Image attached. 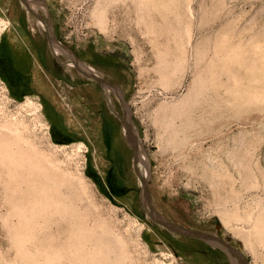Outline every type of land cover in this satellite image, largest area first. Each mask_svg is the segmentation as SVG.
<instances>
[{
	"label": "rangeland",
	"instance_id": "1",
	"mask_svg": "<svg viewBox=\"0 0 264 264\" xmlns=\"http://www.w3.org/2000/svg\"><path fill=\"white\" fill-rule=\"evenodd\" d=\"M32 6L35 13L28 10ZM14 7L20 17H28L35 31H48L46 34L54 41L55 88L66 92L68 115L56 105L63 117L56 112L48 116L39 100L17 92L14 85L19 80L11 81L2 70L0 138L11 139L12 150L17 148L15 142L19 144L22 157L28 151L35 164L44 159L49 168L46 170L42 163L39 170L52 171L59 181L67 183L61 182L64 188L56 185V192L60 190L59 198L67 200L66 204L63 200L64 205L77 209L76 212L79 209L82 213L78 214L82 215L77 217L73 210L64 216L63 208L64 215L58 217L64 223L47 208L52 216L46 211L37 213L45 214L43 220L36 214L30 218L27 210L21 214H25L24 218H17L14 207L22 204L18 205L22 192H28L21 180L23 185L17 182L20 193L13 191L18 188L13 176L19 180L29 174L32 179L35 174L24 165L27 171L17 172L23 167H15L13 175L15 169L0 162V264H79L70 256L62 229L70 215L83 223L89 243H83L84 253L94 250L95 245L105 248V259L100 254L102 257L99 255L94 262L235 264L216 243L173 233L154 222L140 198L138 174L147 180L151 206L165 220L190 230L217 234L245 264H264V240L252 230L255 216L264 210V0H15ZM12 13L0 14V43L9 32L10 17L15 15ZM36 20L44 24L45 32L36 26ZM161 27H165L164 31ZM175 27L177 30L173 31ZM177 48L186 49L182 61ZM49 53L52 54L50 46ZM159 56L163 57V64ZM208 63L214 79L213 105L219 107L213 106L208 124L192 117L198 124L184 133L177 132L181 118L176 120L174 115L180 112V106L204 96L195 85L203 81ZM84 66L101 73L102 83L84 75ZM161 72L165 74L161 76ZM107 87L113 91L108 93ZM109 106L120 116H129L139 154L136 169L133 150ZM16 130L19 133L14 134ZM110 137L116 150L113 154L107 148ZM187 138L191 140L185 141ZM39 155L45 157L40 159ZM30 173L34 175L30 177ZM12 192H17L16 196ZM24 199L21 201L26 202ZM26 217L30 221L27 220L28 229L24 227ZM55 224L62 227L51 226ZM248 234L250 238L245 242L244 235ZM114 251L116 257L119 254V261ZM49 258L51 263H47Z\"/></svg>",
	"mask_w": 264,
	"mask_h": 264
},
{
	"label": "bare ground",
	"instance_id": "2",
	"mask_svg": "<svg viewBox=\"0 0 264 264\" xmlns=\"http://www.w3.org/2000/svg\"><path fill=\"white\" fill-rule=\"evenodd\" d=\"M150 1H152V0H150ZM160 2H162V1H160ZM159 2V4H162V3H160ZM158 3V2H157ZM164 5V4H163ZM154 6H155V4H154ZM160 6V5H159ZM162 7H164V6H162ZM153 8V7H152ZM160 8V7H159ZM144 9H146V8H144ZM151 9V8H150ZM156 11H158L159 12V10H158V8L156 7ZM163 9V8H162ZM176 10V9H175ZM155 10H153V12H154ZM155 11V13H157ZM160 13H161V11H160ZM163 13H165L164 12V9H163ZM146 15V14H145ZM145 15H143V17H145ZM148 15V14H147ZM165 15V14H164ZM182 15V14H181ZM181 17V16H180ZM184 17V16H183ZM182 17V18H183ZM146 18H147V16H146ZM160 18H161V16H160ZM164 18V17H163ZM163 18H161V19H163ZM151 20V19H150ZM149 20V21H150ZM166 20V19H165ZM164 20V21H165ZM152 22H153V20H151ZM163 21V20H162ZM166 21H168V20H166ZM150 23V24H153V23ZM169 22V21H168ZM154 26H155V24H154ZM163 26H165V24L163 25ZM167 26H168V24H167ZM156 27V26H155ZM158 27V26H157ZM169 27V26H168ZM5 28V27H4ZM163 28H165V27H163ZM162 27H161V29H163ZM169 28H171V26L169 27ZM179 29V28H178ZM3 30V29H2ZM157 30H159L158 28H157ZM156 30V31H157ZM173 31L174 30H177V28L175 27L174 29H172ZM171 29L170 30H168V31H172ZM162 31V30H161ZM163 31H164V29H163ZM161 32L159 31V34H160ZM163 33V32H162ZM1 34V33H0ZM163 35V34H162ZM167 36H168V33L166 34ZM160 36H161V34H160ZM164 37V36H163ZM167 38H171V37H167ZM166 38V39H167ZM164 39H165V37H164ZM165 39V40H166ZM164 40V41H165ZM171 40H172V38H171ZM170 40V41H171ZM174 40V39H173ZM163 41V43H165ZM167 41H168V39H167ZM166 41V42H167ZM176 41V40H175ZM174 42V41H173ZM180 42H181V40H180ZM183 43V42H182ZM181 43V44H182ZM174 44H177V43H174ZM163 46H165V45H163ZM177 47H178V44L176 45ZM166 47V46H165ZM169 48V47H168ZM195 48H196V46H195ZM198 48V47H197ZM178 49V48H177ZM180 49V48H179ZM178 49V51L176 52L177 53V56H178V58L180 57L181 58V61H182V56L184 55V51L186 50H179ZM184 49V48H183ZM200 49V48H199ZM170 50V49H169ZM164 51V50H163ZM167 51H168V49H167ZM216 51V50H215ZM56 52V51H55ZM165 52V51H164ZM164 52H162V53H164ZM61 52H58V54H60ZM168 53V52H167ZM199 53V52H198ZM160 54V53H159ZM183 54V55H182ZM167 55V54H166ZM176 55V54H175ZM163 56V55H162ZM186 56V55H185ZM212 56V55H211ZM174 57V56H173ZM214 57V56H213ZM212 58V57H211ZM158 59H160V61L163 59V57H161L160 58V56L158 57ZM197 59V58H196ZM195 59V60H196ZM209 59V58H208ZM213 59V58H212ZM214 59H216L215 57H214ZM167 60V59H166ZM166 60H164V61H166ZM174 60V59H173ZM159 61V62H160ZM169 61V60H168ZM171 61H172V59H171ZM208 61V60H207ZM163 61H161V64H163L162 63ZM211 62H215V60H213V61H211ZM172 63V62H171ZM166 64V63H165ZM176 64V63H175ZM205 64H206V62H205ZM172 66V65H171ZM176 68V67H175ZM181 68V67H180ZM184 69V68H183ZM204 69H207L206 70V72H205V76H204V79H203V81H201L199 84H197V85H195V86H198V88L196 89V91L200 94V93H203L204 94V96L201 98V96H200V100H198V98L197 99H195L193 102H191L189 105H181L180 107L182 108L181 110H180V112L178 111L177 112V110L175 111V112H177V116H176V114H175V112H174V116L176 117H174L176 120H179L180 118H181V125H180V127L176 130L177 132H181V133H184V132H186V130L185 129H188L189 127L192 129L194 126V124H198V123H194V121H195V119H193L192 120V117H194V118H197V119H204L205 120V122L208 124L209 122H210V120L212 119V110H213V108L215 107L214 105H213V103H214V101H213V98H212V96L213 95H211V93H215L214 92V79H213V73H212V69H211V63L209 64L208 63V65H207V68L205 67ZM161 70V69H160ZM167 71V69H164V71ZM172 70V69H171ZM174 70V69H173ZM202 70V69H201ZM170 71V70H169ZM203 71H205V70H203ZM202 72V71H201ZM162 73L163 72H161L160 73V75L162 76ZM167 73V72H166ZM172 73H173V71H172ZM198 73V72H197ZM163 74H165V73H163ZM169 74H170V72H169ZM202 74V73H201ZM159 75V76H160ZM167 75H168V73H167ZM173 75V74H172ZM195 75V74H194ZM169 76H171V74L169 75ZM169 76H168V78H169ZM164 78H165V76H163ZM203 77V76H202ZM201 78V77H200ZM165 82V81H164ZM194 83V82H193ZM195 86H193V88H196ZM216 88V87H215ZM192 89V88H191ZM213 91V92H212ZM190 92V91H189ZM197 92H196V94H197ZM198 95V94H197ZM197 95H196V97H197ZM232 96V95H231ZM187 97V96H186ZM196 97H194V98H196ZM183 99H185V100H189L188 98L186 99V98H183ZM192 99H193V97H192ZM191 99V100H192ZM238 99V98H237ZM216 101V100H215ZM234 101V100H233ZM241 101H242V99H241ZM178 102H180V100L178 101ZM183 102V101H182ZM186 102V101H185ZM185 102H183L184 104H186ZM189 102H190V100H189ZM239 104H240V101H239V99H238V101H237ZM243 102V101H242ZM177 104V103H176ZM217 104V103H216ZM242 104V103H241ZM217 105H219V104H217ZM214 106V107H213ZM168 107V106H167ZM171 107V106H170ZM176 107V106H175ZM219 107V106H218ZM218 107H215V108H218ZM225 107V106H224ZM162 108V107H161ZM167 110H168V108H166ZM165 109V110H166ZM174 109V108H173ZM223 109V108H222ZM214 111H215V109H214ZM219 111V110H218ZM224 112V111H223ZM222 113V112H221ZM216 115L218 116V113L216 112ZM172 116V115H171ZM215 116V115H214ZM216 116V117H217ZM179 118V119H178ZM170 120H171V118H169ZM216 119V118H215ZM214 119V120H215ZM213 120V121H214ZM164 121H167V120H164ZM169 126V125H168ZM178 126V125H177ZM191 126H193V127H191ZM201 126V125H200ZM202 126H203V124H202ZM189 128V129H190ZM190 129V130H191ZM195 129V128H194ZM185 130V131H184ZM17 130H16V133H14V134H17ZM189 132H191V131H189ZM5 133V132H4ZM19 133V132H18ZM21 134V133H20ZM176 134V133H175ZM189 134V133H188ZM2 135V136H1ZM0 135V137H2L3 138V134H1ZM173 136V135H172ZM183 136H184V134H183ZM195 136V135H194ZM198 136V135H197ZM21 137V136H20ZM191 137V136H190ZM2 138H0V139H2ZM4 138L5 139H7L8 137H5L4 136ZM10 138V137H9ZM179 138V137H178ZM14 140H15V137H14ZM14 140H12V143L13 142H15ZM171 140V139H170ZM189 139L187 138V140H185V141H188ZM191 140V139H190ZM189 140V141H190ZM193 140V139H192ZM8 141V142H7ZM7 141H5V140H3L2 139V142H0V162L3 164V165H6L7 166V168H8V166H9V169H12V168H14L15 169V167H23L24 165H26L27 166V168H28V171L30 172H32V173H34L35 174V177H32V179L31 178H29L28 176H29V174H27V173H29V172H25L28 176L26 177V178H24L23 177V175H22V177H23V180L20 178L19 180H18V178H17V176L15 175V177L13 176L14 175V172H16V169H15V171H13V175H10V176H13V181L15 182V183H17L18 181L20 182V184L21 185H23L22 183L24 182V184L26 185H24V187H27V189H25V191L27 190V192H28V194L26 195L24 192H22V194H21V196L23 195V196H26L27 198H25L26 199V202H22L21 201V198H22V200L24 199V197L22 196L20 199L18 198V200H20V203L18 204V205H20L21 203V205L20 206H13L14 207V212H16V213H18V215H16V213H14L13 211V213L17 216V218H19V216L24 212L25 214H26V211L25 210H27L28 212H29V215H30V218H31V214H32V216H34L35 214V217H38L39 216V214H37V213H41V212H45L46 211V213L45 214H47V212L49 213V215L50 216H52V214H51V212L50 211H48L47 210V208H49V210H52L53 211V213L54 214H56L57 215V217H58V214L60 215V217H61V215H64V212H63V208L64 209H66V210H64L65 211V214L67 213V214H69V213H73V212H71V211H73V210H71L72 208H70L71 206H67V205H64V203L67 201H65L64 199H63V196L61 197V198H59V196H58V192L60 191H57L56 192V189H57V187L59 186V185H61L62 183H63V181H59L58 180V178H56L55 176H57L56 174L54 175V174H52V171H51V173L50 172H47V171H40L39 170V165H42V163L44 164L45 162H43L44 161V159H43V161L41 160V164H40V161L39 160H37L36 162H39V164H35V160H34V162H32V157H30V156H28V155H32V154H29V152L27 151V153H28V155L26 154V155H23V157H22V152H21V148L22 147H20L19 146V144H17L16 142H15V145L17 146V148L15 149V150H12V148H10V146H11V144H9V141H11V139H8ZM182 142H184V141H182ZM20 143V142H19ZM176 143V142H175ZM10 145V146H9ZM184 145V144H183ZM20 147V148H19ZM25 151V150H24ZM26 152V151H25ZM19 153V154H18ZM33 154H34V152H33ZM36 154V153H35ZM34 154V155H35ZM40 154V153H39ZM42 154V153H41ZM37 156H38V154H37ZM37 156H35L36 157V159H37ZM42 157L44 156V155H41ZM34 157V156H33ZM35 157H34V159H35ZM41 157V158H42ZM45 157V156H44ZM39 158H40V155H39ZM40 158V159H41ZM47 158V157H46ZM45 158V159H46ZM31 160V161H30ZM48 161V160H47ZM0 163V164H1ZM46 164H44V166H45ZM43 166V167H44ZM11 167V168H10ZM25 167V166H24ZM24 167H23V169H20V168H18L17 169V172H18V170H21V172L22 171H25L24 170ZM43 167H41L42 169H43ZM4 168V167H3ZM47 167L45 166V169H46ZM49 168V167H48ZM47 168V169H48ZM14 169H12V170H14ZM46 169V170H47ZM50 169H51V167H50ZM49 169V170H50ZM53 169H55V168H53ZM39 170V171H38ZM10 171V170H9ZM27 171V170H26ZM2 172V171H1ZM11 173H12V171H11ZM25 173H20V174H25ZM32 173H30V177L31 176H33L32 175ZM53 173H55V172H53ZM59 173V172H58ZM2 174V173H1ZM19 174V175H20ZM8 175H9V172H8ZM21 176V175H20ZM19 177V176H18ZM58 177H59V175H58ZM61 177V176H60ZM15 178V179H14ZM62 178H64V177H62ZM11 179V178H10ZM17 179V181H15ZM60 179V178H59ZM22 181V183H21V181ZM4 181V180H3ZM3 181H2V183H3ZM10 180L8 179V182H9ZM1 182V181H0ZM62 182V183H61ZM80 182H81V179H80ZM4 184V183H3ZM64 185L65 184H67V183H63ZM62 184V185H63ZM15 185V184H14ZM17 186L19 185V183H17L16 184ZM21 185H20V187H21ZM56 185H57V187H56ZM62 185H61V187H62ZM72 185V184H71ZM9 186V185H8ZM7 186V187H8ZM11 187V186H10ZM16 187V186H15ZM15 187H13L11 190H13ZM19 186H18V188H16V190L14 189L13 191H19V190H17V189H19L20 188ZM4 188V187H3ZM62 188H64V186L62 187ZM60 189V188H59ZM20 190H21V188H20ZM23 190V189H22ZM58 190V189H57ZM7 192V191H6ZM30 192V193H29ZM16 193L17 192H14V194H13V192H12V194L13 195H15L16 196ZM18 193H20V191L18 192ZM61 193V192H60ZM59 193V194H60ZM25 194V195H24ZM77 194V193H76ZM12 195V196H13ZM62 195V194H61ZM20 196V195H19ZM66 196V195H65ZM75 196H78V195H75ZM70 197V196H69ZM8 198V197H7ZM11 198H14V197H11ZM10 198V199H11ZM65 198V197H64ZM67 198V197H66ZM65 198V199H66ZM81 198V197H80ZM17 199V198H16ZM24 199V200H25ZM78 199V198H77ZM63 200H64V203H63ZM16 201V200H15ZM78 201V200H77ZM17 202V201H16ZM13 203V200L11 201V204ZM15 203V202H14ZM70 203H71V201H70ZM9 204H10V201H9ZM66 204V203H65ZM17 205V204H16ZM65 206V207H64ZM10 207H11V205H10ZM69 208V209H67V208ZM12 208V207H11ZM75 208V207H74ZM12 210V209H11ZM67 210H70L69 212L67 211ZM77 210V209H76ZM76 210H74V212H76ZM261 210V209H260ZM259 210V212H258V214H257V216H255V218H254V222H253V226H252V230H254L253 232H254V234H255V236H257V237H259L260 239H261V241H263L264 240V210L262 209V211H260ZM18 211V212H17ZM27 212V213H28ZM63 212V213H62ZM81 212V211H80ZM79 212V209H78V212H76L75 213V215L77 216V217H79V216H81V215H79L78 213H80ZM82 213V212H81ZM25 214H23V215H21V217L22 218H24L25 217ZM34 214V215H33ZM43 214V213H42ZM40 215L41 217H42V219L41 220H43V216H45V214H43V215ZM67 214L66 215H64V216H67ZM48 215V216H49ZM14 216V215H13ZM38 217L39 219L41 218V217ZM49 216V217H50ZM96 216V215H95ZM95 216H94V218H95ZM56 216H54V218H55ZM60 217H58V219L60 220L61 218ZM63 217V216H62ZM75 216H73V215H70V217H68V219H67V223L65 224V226L62 228L63 229V231L66 233V240H67V243H68V246H69V248L71 249L70 250V252L69 253H72L70 256H72L73 255V258H74V260H76V262L77 263H79V264H87V263H89V264H103L104 263V261H101L103 258L105 259V254H103V250H105V248L103 249V250H101L102 248L99 246V248L98 247H95V246H98V245H95V246H93L94 247V250L92 249L89 253H84V251L85 250H83V248H82V246H84L83 245V243L84 242H86L87 243V241H86V238L85 237H87L85 234H84V230L82 229V221L81 222H79L78 220H77V218L75 217ZM84 217V216H83ZM21 218V219H22ZM27 218V219H26ZM25 219V221H26V224H25V222H24V224L25 225H27V220H28V223L30 222L29 221V217H26ZM64 218V217H63ZM81 218V220L83 219V222H85L86 220H84V218H82V217H80ZM96 218H99V217H96ZM20 219V218H19ZM32 219H34L33 217H32ZM32 219H30L32 222H33V220ZM38 219V220H39ZM44 219H45V217H44ZM66 219V218H65ZM79 219V218H78ZM23 220V219H22ZM53 220V219H52ZM55 220H56V218H55ZM99 220H100V218H99ZM24 221V220H23ZM35 221V220H34ZM51 221V220H50ZM61 221H64V219H61ZM97 221V220H96ZM31 222V223H32ZM38 223V221H37V219H36V221H35V223ZM44 222H45V220H44ZM47 222V221H46ZM49 222V221H48ZM48 222L47 223H45L46 225H48ZM52 222V221H51ZM57 222V221H56ZM66 221H64V223H65ZM101 222V224H102V221H99V223ZM22 223V222H21ZM59 223V222H58ZM82 223V224H81ZM95 223H97V222H95ZM20 224V223H19ZM24 224L22 225V226H24ZM33 224V223H32ZM44 224V225H45ZM50 224H54V223H50ZM100 224V225H101ZM21 225V224H20ZM36 225V224H35ZM94 225V224H93ZM228 225V224H227ZM30 227V225L28 224L27 226H24V227H26L27 229ZM37 226V225H36ZM51 226H56V224L55 225H51ZM59 226H60V224H59ZM58 226V227H59ZM96 226V225H95ZM104 226V224L102 225V226H96L97 227V229L98 228H101V227H103ZM24 227H23V229H24ZM32 227V226H31ZM57 227V226H56ZM55 227V228H56ZM58 227H57V229H58ZM60 227H62V226H60ZM96 227H95V229H96ZM22 228V227H21ZM20 228V229H21ZM25 228V229H26ZM52 229V227H49V232L51 233V229ZM31 229V228H30ZM29 229V230H30ZM62 229H60L61 231H62ZM96 229V230H97ZM34 230V229H33ZM51 230V231H50ZM56 230V229H55ZM108 230V229H107ZM17 231H18V229H16V233H17ZM88 231H89V229H88ZM95 230H93L92 231V233L94 234L95 232H94ZM110 231V230H109ZM57 232V231H56ZM90 232H91V230H90ZM108 232V231H107ZM234 232H237V231H234ZM49 233V234H50ZM97 233V232H96ZM109 233H111V231L109 232ZM60 234H61V232H60ZM57 235L56 234V236H61V235ZM99 234V233H98ZM253 234V235H254ZM104 235V234H103ZM111 235V234H110ZM48 236V235H47ZM101 236V235H100ZM48 237H50V235L48 236ZM63 237V236H62ZM97 237V236H96ZM112 237V236H111ZM50 238H52V236L50 237ZM49 238V239H50ZM59 238V237H58ZM64 238V237H63ZM89 238V237H88ZM87 238V239H88ZM101 238V237H100ZM106 238V237H105ZM104 238V239H105ZM244 238H245V242H247L248 240H249V238H250V235L248 234V235H244ZM93 240H94V238H93ZM92 240V241H93ZM102 240H103V236H102ZM109 240V239H108ZM44 241V240H43ZM48 241V240H47ZM47 241H46V243H47ZM60 241H61V237H60ZM95 241V240H94ZM110 241V240H109ZM116 241V240H115ZM114 241V242H115ZM88 242H90V241H88ZM106 242H107V240H106ZM105 242V243H106ZM43 243V242H42ZM52 243V242H51ZM85 243V244H86ZM98 243V242H97ZM96 243V244H97ZM110 243V242H109ZM116 243H117V241H116ZM122 243V242H121ZM54 244V243H53ZM62 244V243H61ZM87 244H89V243H87ZM90 244H92V242L90 243ZM94 244V243H93ZM120 244V243H119ZM118 244V245H119ZM62 245H64V244H62ZM106 245V244H105ZM124 245H126L125 243H124ZM52 247H53V245H51ZM56 246V245H55ZM67 246V247H68ZM89 246H91V245H89ZM88 246V247H89ZM109 246H111V245H109ZM49 247H50V245H49ZM102 247H105L104 246V242H103V244H102ZM120 248H121V246H119ZM123 247V246H122ZM56 247H54V249H55ZM68 248V249H69ZM85 248H87L86 247V245H85ZM91 248H92V246H91ZM113 248V247H112ZM124 248V247H123ZM63 249V248H62ZM66 249V248H65ZM88 249V248H87ZM107 249V248H106ZM126 249V248H125ZM50 250H53V248H51ZM59 250V249H58ZM115 250V249H114ZM122 250V249H121ZM120 250V251H121ZM60 251V250H59ZM59 251L57 252L58 254H61V253H59ZM88 251V250H87ZM86 251V252H87ZM107 251H109V249L107 250ZM106 251V252H107ZM123 251V250H122ZM115 252L116 251H114V254L113 255H115ZM124 252H125V250H124ZM48 253V252H47ZM68 253V252H67ZM68 253V254H69ZM113 253V252H112ZM54 254H56V251L54 252ZM100 254H102L103 255V258L100 260L99 259V261H101V262H94V260L96 259V258H99L98 256L100 255ZM108 253H106V258L108 257V259L110 258L108 255H107ZM126 254H128L127 253V251H126ZM126 254H124V255H126ZM57 255V254H56ZM102 255H100L101 257H102ZM124 255H122V256H124ZM131 254L129 253V255H128V257H130L131 258V256H130ZM47 256V255H46ZM67 256V255H66ZM97 256V257H96ZM121 256V257H122ZM127 256V255H126ZM48 257V256H47ZM50 257V256H49ZM54 257H56V256H54ZM115 257H116V255H115ZM117 257H119V254H118V256ZM116 257V259H118ZM125 257V256H124ZM57 258H58V256H57ZM129 258V259H130ZM242 258V257H241ZM45 259V258H44ZM47 259V258H46ZM56 259V258H55ZM103 259V260H104ZM107 259V260H108ZM122 259H123V257H122ZM128 259V260H129ZM49 260V261H48ZM47 261V263H49L50 262V258L48 259ZM58 260V259H57ZM97 260V259H96ZM124 260V259H123ZM125 260H126V257H125ZM44 261V260H43ZM53 261V260H52ZM106 261V260H105ZM109 261V260H108ZM117 261V260H116ZM118 261H119V259H118ZM118 261L116 262V263H118ZM129 261H131V260H129ZM133 261V260H132ZM233 262H237V261H235L234 259L232 260ZM115 262V260H112V264H115L114 263ZM128 262V261H127ZM51 263V262H50ZM107 263H109V262H107ZM121 263V262H120ZM119 263V264H120ZM124 264H125V262H123ZM129 263V262H128ZM135 263V262H134ZM109 264H111V263H109ZM130 264H132V263H130Z\"/></svg>",
	"mask_w": 264,
	"mask_h": 264
},
{
	"label": "crops",
	"instance_id": "3",
	"mask_svg": "<svg viewBox=\"0 0 264 264\" xmlns=\"http://www.w3.org/2000/svg\"><path fill=\"white\" fill-rule=\"evenodd\" d=\"M14 3L15 0H5V3L0 0V14L4 11L15 14L10 17L9 32L0 43V68L10 75L11 81L19 80L14 85L16 91L37 98L43 109L48 110V116L55 112L61 114L56 105L62 106L66 114L68 98L65 91L55 88L56 57L49 53L48 31H35L28 17H20L18 11H13L16 10Z\"/></svg>",
	"mask_w": 264,
	"mask_h": 264
},
{
	"label": "water",
	"instance_id": "4",
	"mask_svg": "<svg viewBox=\"0 0 264 264\" xmlns=\"http://www.w3.org/2000/svg\"><path fill=\"white\" fill-rule=\"evenodd\" d=\"M28 10L30 11L29 7H28ZM82 73L84 75H86L88 78H92L94 80L101 82L100 78H98L94 74L91 75V74L85 73V72H82ZM112 112L119 119L121 126H122V129H123V132H124V135H125V140H126L128 146L133 150V166L136 169L137 162L139 161V154H138V150H137L136 136L134 135L132 125L129 121V116L127 114H125L124 116H120V115L116 114L114 111H112ZM138 177H139V182H140V187H141L140 188V198H141L143 204L147 207L148 216L154 222H156L157 224L161 225L162 227L166 228L167 230H169L173 233L183 235V236H187V237L200 239L203 241L214 242L217 245H219L220 247H222L229 254V256L232 259H234L237 262H243L240 255L235 250H233L226 242L219 239L218 237H215V236L208 234V233H205V232L190 230V229L184 228L182 226H179L177 224H174L172 222L165 220L162 216L157 214L154 211V209L150 203V196H149V191L147 188V180L142 178L139 174H138Z\"/></svg>",
	"mask_w": 264,
	"mask_h": 264
},
{
	"label": "flooded vegetation",
	"instance_id": "5",
	"mask_svg": "<svg viewBox=\"0 0 264 264\" xmlns=\"http://www.w3.org/2000/svg\"><path fill=\"white\" fill-rule=\"evenodd\" d=\"M30 11L31 12H33V13H35L36 12V8L34 7V6H32V7H30ZM36 26L37 27H39V28H41L42 30H46V28H45V26H44V24H42L40 21H37L36 20ZM53 43H54V41L53 40H51L50 41V49H51V51H52V53H53V55H56L55 53H54V50H53ZM55 44V43H54ZM62 53V52H61ZM60 53V54H61ZM74 64L76 65V66H78V64L76 63V62H74ZM84 68V70H82L83 72H85V73H89V74H91V75H95V76H97L98 78H100V80H101V77L103 76L101 73H99V72H97L94 68H92V67H89V66H84L83 67ZM97 81V80H96ZM99 82V81H98ZM100 83H102V80H101V82ZM111 90L113 91V88H111V87H107V92L108 93H111ZM109 109V112H111V115H113V116H115V118L119 121V119L117 118V116L112 112V111H114L116 114H118L113 108H111L110 106L108 107ZM119 115V114H118ZM99 116L101 117V121H103L102 119V112L100 111V113H99ZM120 122V121H119ZM105 124H109V122H107V123H105ZM111 125V124H110ZM105 127H106V125H105ZM104 127V128H105ZM110 131H112V132H110V134L112 135L113 134V130L111 129ZM111 138L112 137H110V138H108L109 139V141H108V143H107V148H108V152H110V153H114V152H116V150H115V147H114V145H112L111 144ZM216 230H219V228L216 226ZM211 235H213V236H215V237H218V235L217 234H211ZM225 242V241H224ZM227 243V242H226ZM232 248V247H231ZM233 249V248H232ZM235 264H245L244 262H236Z\"/></svg>",
	"mask_w": 264,
	"mask_h": 264
},
{
	"label": "trees",
	"instance_id": "6",
	"mask_svg": "<svg viewBox=\"0 0 264 264\" xmlns=\"http://www.w3.org/2000/svg\"><path fill=\"white\" fill-rule=\"evenodd\" d=\"M3 69L0 68V71L2 72Z\"/></svg>",
	"mask_w": 264,
	"mask_h": 264
}]
</instances>
